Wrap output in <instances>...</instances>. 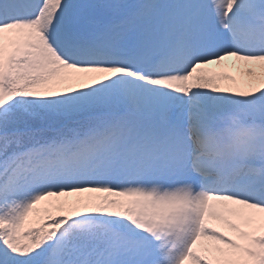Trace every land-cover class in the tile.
Here are the masks:
<instances>
[{
  "label": "snow or ice",
  "instance_id": "obj_1",
  "mask_svg": "<svg viewBox=\"0 0 264 264\" xmlns=\"http://www.w3.org/2000/svg\"><path fill=\"white\" fill-rule=\"evenodd\" d=\"M93 7L0 0V264H264V0Z\"/></svg>",
  "mask_w": 264,
  "mask_h": 264
},
{
  "label": "rangeland",
  "instance_id": "obj_2",
  "mask_svg": "<svg viewBox=\"0 0 264 264\" xmlns=\"http://www.w3.org/2000/svg\"><path fill=\"white\" fill-rule=\"evenodd\" d=\"M97 1L99 2V5L108 4L109 2L107 3V1H110L112 4H120V5H122L121 2H119L118 0H106V2H103V3H100L101 0H97ZM172 1H174V0H172ZM179 1H185V0H179ZM195 2L202 3V4H209L210 0H195ZM142 3L162 5V0H141V4ZM163 10H165V9H163ZM119 11H122L124 14H127L131 10L125 7V8L119 9ZM207 11H208V15H209V18H210L211 17V10L209 9ZM101 14L108 15V17H109V22L108 23H112V16H113L112 9H107V8H103V7H95V9L89 13V19H90L89 21L92 22V21L98 19V17ZM163 16H164V13L163 12L160 13V10L158 9L156 15L152 19V23L157 27V29H165L166 26H167L166 23H168V22H166L163 19ZM90 22L88 24H90ZM137 22L139 23V25L144 23L143 20H138ZM96 33L97 32H94V34H96ZM86 36L90 37L88 34ZM233 64H237V66L240 67L241 72H243V70H244L247 73L246 67L243 64H240V63L234 62V61H232L231 63L225 62L224 63V67L229 69L230 73L233 74L232 77L235 78V75L239 74V72L237 70V66L235 68H233L232 67ZM248 67H255V66H248ZM235 69H236L237 73L235 72ZM242 74H244V72ZM235 79L237 80V78H235ZM245 80L247 81V83L248 82H255L256 77H250V76L247 75ZM261 87H264V85H261ZM85 195H104V194L95 193V194H85ZM220 222L221 221H215V220L214 221H210L209 222V227L211 228V227H213L215 225H218V223H220ZM218 226L219 227H223L224 225H222V226L218 225Z\"/></svg>",
  "mask_w": 264,
  "mask_h": 264
},
{
  "label": "bare ground",
  "instance_id": "obj_3",
  "mask_svg": "<svg viewBox=\"0 0 264 264\" xmlns=\"http://www.w3.org/2000/svg\"><path fill=\"white\" fill-rule=\"evenodd\" d=\"M73 2H76V3H81V4H90V5H98L97 3V0H73ZM186 2H189V0H185V1H179V0H174V1H170V0H162V5L161 6H164V5H172V4H179V3H186ZM109 4H112L109 2ZM95 9V7L93 8H89V9H86L85 10V17H86V21L89 20V13L91 11H93ZM165 8L161 7L159 10H160V13L163 12L164 13V16H163V19L168 22L166 23L167 26L169 24V19H168V15H167V10H163ZM112 12H113V16H112V23H119L121 20L125 19L126 18V14H124L122 11H119V10H115V9H112ZM137 24L139 25V23L137 22ZM166 26V28H167ZM159 33L161 34V36L163 35V31L164 29H158ZM91 37V36H90ZM89 37V38H90ZM228 63H231L232 61H226ZM218 68L217 69H214L212 67H209V71L210 72H213V73H216L217 75H229V76H232L233 74L230 73L229 69L224 67V65H217ZM233 67V66H232ZM234 68V67H233ZM237 70L239 72V74H237V81L240 82V85L241 87H244L246 84H247V81L245 80L246 79V76H247V73L243 70L244 74H242L243 72H241L240 70V67L237 66ZM223 83L225 85H228L230 84L231 82L230 81H223ZM218 225L222 226L224 225L223 227H219ZM218 225H215L213 226L214 228H216L218 231H222L225 233V235H229V236H232L233 238H236V234L231 232L226 226L225 224L221 221L220 223H218ZM212 228V227H211ZM204 243H211V242H207L205 241Z\"/></svg>",
  "mask_w": 264,
  "mask_h": 264
},
{
  "label": "trees",
  "instance_id": "obj_4",
  "mask_svg": "<svg viewBox=\"0 0 264 264\" xmlns=\"http://www.w3.org/2000/svg\"><path fill=\"white\" fill-rule=\"evenodd\" d=\"M127 2L133 3V5L136 4V0H127ZM28 123L33 127H38L42 129H47L50 124L54 123V119L50 116H42L37 119L27 118ZM83 117H76L75 120H82Z\"/></svg>",
  "mask_w": 264,
  "mask_h": 264
}]
</instances>
